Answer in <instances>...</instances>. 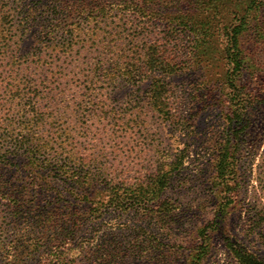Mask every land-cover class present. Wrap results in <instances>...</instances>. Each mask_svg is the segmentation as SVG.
I'll return each instance as SVG.
<instances>
[{
	"label": "rangeland",
	"instance_id": "1",
	"mask_svg": "<svg viewBox=\"0 0 264 264\" xmlns=\"http://www.w3.org/2000/svg\"><path fill=\"white\" fill-rule=\"evenodd\" d=\"M208 2H17L11 59L0 63V135L30 128L31 146L43 150L42 159L88 166L97 175L91 199L141 202V189L148 195L166 174L169 183L152 211L177 214L160 228L135 206L99 214L69 251L80 264H88L90 250L108 236L130 249L125 264H151L132 248L149 236L146 230L178 251L169 264H185L180 255L198 241L212 246L203 264H235L231 243L264 261V220L257 222L264 213V6ZM247 13L251 30L243 32L241 45L249 64L240 73L229 58L228 34ZM187 15H194L197 34L174 29ZM231 83L238 87L234 95ZM231 109H244L240 121ZM224 147L235 155L229 189L214 158ZM6 149L12 146L1 140L0 150ZM26 163L21 153L20 164ZM49 180L64 190L50 174Z\"/></svg>",
	"mask_w": 264,
	"mask_h": 264
},
{
	"label": "trees",
	"instance_id": "2",
	"mask_svg": "<svg viewBox=\"0 0 264 264\" xmlns=\"http://www.w3.org/2000/svg\"><path fill=\"white\" fill-rule=\"evenodd\" d=\"M247 1L259 7L264 6V0ZM17 2L19 0H0V63L2 64L11 59L10 44L14 40L11 27L14 12L19 8ZM62 2L63 0H60V3ZM226 2L229 0H209L208 4L218 8L219 4ZM135 6L140 8L138 4ZM157 6H159L158 9L153 11L155 15L160 13V5ZM143 11L150 12L149 9H143ZM186 17L188 19L181 20L180 27L176 26L174 29L178 33L197 34L196 32L201 29L194 22V15ZM250 30L249 13L242 16L237 25L230 27L228 50L235 72H244L246 65L249 64L241 40L243 32ZM161 69L163 70L164 66ZM126 74L134 77V72L133 75L129 71ZM229 87L233 92L231 95L238 90L235 83H231ZM240 94L248 96L244 92ZM241 102L244 106L242 108H245L246 99ZM230 112L235 115L234 119L240 121L244 109L241 113L238 109H231ZM236 135L239 136V133ZM32 136L30 128L20 133L13 131L0 135V141L12 146V149L0 150V264H80L77 259L70 258L71 246L83 232L87 222H96L99 214L108 211L124 213L132 211L135 206L134 211H143L138 213L155 221L159 228L166 227L164 220H177V214H174L173 209H165V214L159 212L154 214L152 211L153 206H158L164 188L169 183L166 174L161 176L156 188L150 192L151 195L150 193L147 195L144 189H141V202H134V198L131 197L126 201L107 200V202L98 200L96 196L91 199V193L97 186V175L91 173L90 168L84 164L73 166L62 159H55L54 162L42 159L43 150L40 147L31 146ZM21 153L27 159L25 165L20 164ZM214 158L218 177L227 176L228 181L225 180V187L229 189L232 183L230 181L236 180L234 165H232L235 163V155L230 148L224 147L218 150ZM24 169L28 170L24 175L25 179L21 178ZM34 174L37 176L35 177ZM49 174L52 179L56 178L63 183L62 192L52 185L51 180L48 181ZM227 199L231 201V198ZM229 204L221 205L219 217L227 213ZM85 209L88 212L92 211L88 219L83 215ZM158 218L161 219L160 222ZM263 220L264 213L261 212L257 222ZM256 230L251 228L253 233ZM145 234L149 236L143 238L141 242L137 240L136 246L132 245L135 249L133 252L138 250L137 252H140L141 256L151 264L173 263V260L169 261V259L178 251L173 249L170 243L161 240L156 230H146ZM116 240L114 236H108L107 240L99 245L97 251L91 253L90 250L91 257L88 259V264H125L129 255H132L131 251L129 248L122 249ZM227 247L235 264H264L260 257L251 253L243 245L231 243ZM208 248L212 250L210 244L198 241L188 254L180 255L183 256V263L203 264L208 259L206 254Z\"/></svg>",
	"mask_w": 264,
	"mask_h": 264
}]
</instances>
